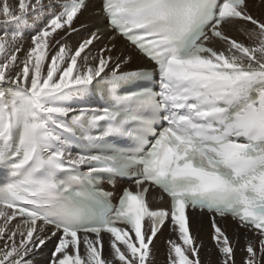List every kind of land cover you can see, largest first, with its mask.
Instances as JSON below:
<instances>
[{
    "label": "snow or ice",
    "instance_id": "obj_1",
    "mask_svg": "<svg viewBox=\"0 0 264 264\" xmlns=\"http://www.w3.org/2000/svg\"><path fill=\"white\" fill-rule=\"evenodd\" d=\"M188 210L217 264L229 216L264 264V0H0V264H152L166 224L167 264H202Z\"/></svg>",
    "mask_w": 264,
    "mask_h": 264
},
{
    "label": "bare ground",
    "instance_id": "obj_2",
    "mask_svg": "<svg viewBox=\"0 0 264 264\" xmlns=\"http://www.w3.org/2000/svg\"><path fill=\"white\" fill-rule=\"evenodd\" d=\"M10 3H15V0H9ZM98 7V6H97ZM92 5L90 4L89 10H91ZM45 16H47V13H45ZM87 16V12H85L83 15L80 16V20L77 21V24H79L81 21L85 19ZM39 27V26H38ZM31 31L28 30L25 33L26 42L24 44V47H28L27 39L30 35ZM228 33L234 37H237L238 39H244V35L234 29H227ZM85 35H87V32L81 31L79 33L73 34L69 37L68 43L71 45H75L77 41H79L81 38H83ZM108 35V34H106ZM109 41L105 38L102 41H99L95 44V46L92 49V54H95L97 49L102 47L105 43H108ZM118 45H122L120 40L116 41ZM21 59H23V51L21 53H18ZM140 60H137L134 62L135 66L136 64L140 65ZM220 222V224L226 228L227 234L235 239L236 236H239V243L235 246V264H242L243 257L245 255L244 252H242V248L244 246L245 240V229L238 228L236 222H234L229 217H226L224 219L217 218ZM191 231L192 234L196 236L198 243H202V247L199 252L200 260L202 261V264H217V251L213 246V243L210 239V221L209 217L205 213H198L194 212L191 213ZM171 237L170 228L166 224L158 233L157 237L154 240L153 245L151 246L153 249V255L151 257L152 264H167V245L166 241ZM3 246V242L0 241V247ZM53 248V244L50 242L46 246H43L40 250H38L32 257H30L32 264H48V260L51 258V251ZM104 254L107 255V248L105 247Z\"/></svg>",
    "mask_w": 264,
    "mask_h": 264
}]
</instances>
